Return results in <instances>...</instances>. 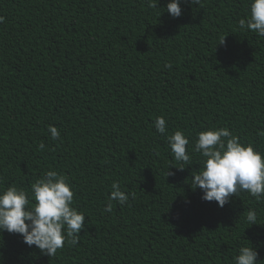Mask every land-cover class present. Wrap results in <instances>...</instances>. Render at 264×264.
I'll return each instance as SVG.
<instances>
[{
  "label": "trees",
  "instance_id": "obj_1",
  "mask_svg": "<svg viewBox=\"0 0 264 264\" xmlns=\"http://www.w3.org/2000/svg\"><path fill=\"white\" fill-rule=\"evenodd\" d=\"M168 2L0 0V185L30 192L56 170L85 215L78 244L53 257L0 234V264H233L249 242L264 264V200H202L200 155L176 169L154 127L163 116L189 152L198 132L227 127L264 154V37L239 28L250 0L183 3L178 18ZM114 181L135 197L106 213Z\"/></svg>",
  "mask_w": 264,
  "mask_h": 264
},
{
  "label": "clouds",
  "instance_id": "obj_2",
  "mask_svg": "<svg viewBox=\"0 0 264 264\" xmlns=\"http://www.w3.org/2000/svg\"><path fill=\"white\" fill-rule=\"evenodd\" d=\"M201 0H169L163 8L173 18L182 14L183 3L200 5ZM158 0H150L149 6L157 7ZM161 12V13H162ZM160 13V14H161ZM3 22V17H0ZM241 30H248L264 37V0H250L248 16L238 22ZM224 38L219 42L223 43ZM165 67L171 68V64ZM154 127L157 133L165 135L174 159L179 163L178 170H184L191 165V153H198L201 164L194 170L190 179L193 190L199 188L201 199L215 201L223 207L230 198L239 197L246 192L257 201L264 200V154L257 151L251 143L243 144L227 127H211L198 132L188 150L190 140L184 131L176 130L171 135L167 121L163 116L156 117ZM48 132L53 140L61 137L60 130L49 125ZM260 135L264 136V132ZM46 145L40 142L39 151H44ZM167 175L173 173L169 171ZM134 193H126L119 182L114 181L108 202L103 211H113V201L120 205L129 202ZM74 192L72 184L62 173L49 170L45 175L33 182L30 192L16 184L3 187L0 185V234H18L27 246H35L42 254L53 257L66 243L77 245L80 231L85 227V215L73 206ZM258 213L249 209L246 221L249 225L257 223ZM258 251L249 242L238 248L233 257V264H260L257 260Z\"/></svg>",
  "mask_w": 264,
  "mask_h": 264
}]
</instances>
